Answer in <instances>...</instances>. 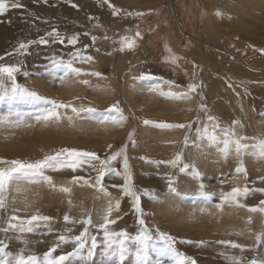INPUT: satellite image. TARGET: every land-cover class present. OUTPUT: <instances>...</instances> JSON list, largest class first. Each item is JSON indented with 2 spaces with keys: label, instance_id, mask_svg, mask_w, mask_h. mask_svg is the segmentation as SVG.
<instances>
[{
  "label": "rangeland",
  "instance_id": "rangeland-1",
  "mask_svg": "<svg viewBox=\"0 0 264 264\" xmlns=\"http://www.w3.org/2000/svg\"><path fill=\"white\" fill-rule=\"evenodd\" d=\"M144 1L48 0L45 4L43 0H7L8 10L15 11L19 17L23 18L20 19L21 25L16 27L15 24L12 25L10 19H5V13L0 14V22L11 26V31L8 32L10 34L2 36L3 40L0 41V45L5 42L9 43L0 48V56L4 57L0 60V64H15L23 60L21 71L16 74L17 83L53 100L71 104L77 109L91 107L96 111L77 114L72 111V108H58L57 111L61 118L58 121L53 118L46 122L37 121L35 118L45 107L44 104L27 106L22 101H15L11 104L7 101L0 103V159L35 162L65 148L96 151L103 158L111 151L128 143L134 183L143 198V218L147 226L152 229L154 237L157 228L170 234L176 241V249L185 253L189 258L195 259L197 264H233L232 258L238 259L239 257L237 248L229 244H221V241L238 243L242 248L237 250L250 253L243 264H248V261L253 258L257 261H264V213L249 211V208L253 206L264 207L260 205V201L264 200V193L258 191V189H264V157L260 155L258 147L264 141V77L254 76L248 80L234 78L233 74L219 67L216 63L219 58L213 54L214 49H218L217 51L234 57L230 49H221L217 46L224 42H229L232 46L237 45L240 51L245 47L256 48L260 41L264 43V14H261L259 9L257 11L249 7L254 4L252 2L249 5L246 4L248 6L246 10L229 6L221 11L213 7V4L209 5L206 0H162L149 6L142 5ZM13 3H19L22 7L13 8L11 7ZM74 4L78 7H73ZM109 4L120 9V15H112V8ZM64 5L67 7L65 11L63 10ZM245 11H247L246 14ZM124 12L134 15L125 16ZM135 13H140V15H135ZM228 13L232 17L234 14H240L246 18L250 15L251 18L247 20L230 17L227 20ZM209 14L211 15L208 18ZM214 18L218 20L215 21ZM12 27L16 28L12 29ZM52 28H56L65 38L79 33L77 45L75 47L68 45L65 39L63 45H33L29 49V55L18 56L14 53L13 50L21 41L37 39L40 35H44L46 30L51 31ZM34 29L38 33L32 36L31 30ZM212 31L214 32L211 34ZM137 32L140 33L139 36L136 35ZM233 33H238V35L234 36ZM92 36L97 37L95 46H90L82 54L93 56V61L77 62L78 65H88V68L82 69L83 72H98L104 61L109 64L114 60H122L125 63L124 70L121 72L111 70L112 64H109L102 68L100 77L70 74L64 78V69L54 67L51 58L69 59L77 48L83 49L84 45H91ZM105 36L109 39H105ZM121 37H128L129 42H134V48L118 51ZM97 48L99 52L96 51ZM169 49L172 50L171 54ZM6 53L13 54L9 56ZM173 58L176 59L175 64L172 63ZM77 63L73 66H77ZM243 65L249 68L247 64ZM203 69L211 78H220V83L225 88L227 85L236 97L235 104L232 102L228 104L226 101L225 106L230 105L237 109L240 125L234 124V121H237L235 119L226 120L223 123L225 125L218 122L220 129H215V131L221 140L225 137L221 129L229 127L238 134L237 136L246 137L241 143L247 145L248 148L239 158L234 151L227 156L222 154L220 151L222 144L209 145L206 139L199 140L202 148L197 149L190 140L192 136L197 135V128L208 125L209 131L213 130V122L207 120L208 115L213 116L212 107L203 99L205 79L202 80L203 77L201 78L200 74ZM250 69L260 72V69L251 67ZM25 72L28 73L27 76L24 75ZM137 77H151V79H138ZM82 80H87L89 83L83 84L80 82ZM191 83L198 85L197 90L195 93H189L184 99L166 95L169 92H186L187 86ZM128 96L135 97L136 102L130 101ZM216 97L219 98L216 99L217 101L222 98L220 95ZM256 99L259 106H255ZM117 101L123 109L124 116L127 117L122 125L112 123L111 118L119 119V114L108 111ZM201 104L205 105V109L201 108ZM133 111L139 116L135 117ZM106 117L108 120H105ZM232 117L236 118V114ZM145 119L154 122L191 124L192 127L191 130L187 127L161 129L154 125H144L143 120ZM201 124L204 126L201 127ZM133 129H135L134 138L137 142L135 147L127 140L128 134ZM194 130L196 134H193ZM113 131L121 132L120 136L115 141L109 142ZM185 136L189 137L187 147L183 144ZM108 144H112L113 148L108 149ZM133 148L136 149L134 153H132ZM181 150L191 152L190 156L192 155L195 159L198 156L201 157L202 160L199 161L201 165L196 164V169L202 174L199 173L201 177L199 184L195 188L193 184H190V192L187 191V196L181 195L178 190L172 193L168 189L154 187V189L157 188L160 196L143 197V189L150 182L147 178L149 173L154 175V172L160 171L163 167L165 169L163 171L169 174L167 169L173 170V168L170 165L149 164L138 157H147L150 160H170L174 159L175 154ZM187 158L184 157V161L192 165L190 159ZM140 164L144 166L141 177L137 170ZM112 166L122 168V161L118 160ZM0 167H7V165H0ZM237 167H243L246 171L236 173ZM89 173L90 169L87 166L76 171L70 168L45 169V176L53 178V182L57 185L56 189L51 188L46 181L40 178L17 180L7 192L8 211L6 213L0 211V216L7 218L10 215H19L26 219L34 214L49 215L56 221L53 228L63 231L66 227L62 221L64 214L77 219L86 218L87 214H91L92 219L95 216L93 223L98 225L102 222L101 218L109 199L115 203V199L120 198L122 203L123 201L128 202L132 213L131 223L138 232L140 225L137 222V214L131 208V198L123 197L120 189L113 188L112 183L107 182L111 175H106L103 181L104 188L115 193L114 197L111 196L107 198L108 200L98 201V198L104 195L99 188L90 187L82 182L71 183L73 175L87 178ZM91 175L94 177L95 173L92 172ZM177 177L173 175L175 181ZM118 183H122L121 178H117ZM61 186L70 187L71 195L59 191ZM220 187H226V193L234 187L248 188L249 192L234 201H222V195L217 191ZM193 192L197 196H194ZM168 195L174 197L176 206L168 207L164 204ZM68 199L72 200L71 207L67 203ZM160 203L166 208L158 214L161 219L156 216L155 220L152 206L161 205ZM97 204L99 209L95 210L98 208ZM16 209L19 211H15ZM113 226H110L111 231ZM67 227H73L74 234H79L83 228L82 225H68ZM41 232H44L43 228L36 233L29 234L32 239L30 240L33 244L31 248L33 253L46 252L58 234L54 231L51 234L44 232L42 235ZM89 234L97 238V247L93 250L95 255L89 264H110L104 254L105 242L102 230L89 226ZM8 235L14 234L10 232ZM258 235L262 242H257ZM13 241L9 250L20 246L19 242ZM186 241H191V243ZM200 241L205 243L201 245ZM153 243H156V240ZM72 250L73 245L69 243L62 245L54 255ZM68 264H81V261L78 257H71ZM124 264H135L134 257L129 256ZM149 264H175V259L174 256L152 252Z\"/></svg>",
  "mask_w": 264,
  "mask_h": 264
},
{
  "label": "snow or ice",
  "instance_id": "snow-or-ice-1",
  "mask_svg": "<svg viewBox=\"0 0 264 264\" xmlns=\"http://www.w3.org/2000/svg\"><path fill=\"white\" fill-rule=\"evenodd\" d=\"M46 4L48 0H43ZM7 0H0V14L8 10ZM73 7H78V5H72ZM13 8L22 7L19 3H13L11 5ZM112 8V15H120L121 10L116 8L115 5L109 4ZM219 14V13H218ZM125 16L134 15L133 13L124 12ZM135 15H140V13H135ZM39 19V17H36ZM91 19V17H90ZM88 35V33H85ZM137 36L140 35L139 32L136 33ZM105 39L109 37L105 36ZM67 39V44L75 47L79 40V33L73 34L65 38L56 29L52 28L51 31H45L44 35H40L37 39H28L27 41H21L13 51L18 56L29 55V49L33 45H45L50 44H60L63 45ZM92 44L84 45L83 49L77 48L75 52L70 56L69 59L65 60L63 57H52L51 62L56 68L64 69V78L71 75H92L95 77H100L102 74L97 71L91 73L83 72L80 67H74V63H84L92 62L93 56L82 54L90 46L94 47L97 37H91ZM134 42H129L128 37H121L120 48L118 51H125V49L131 50L134 48ZM99 52V49H96ZM264 52V49H260ZM169 53L172 50L169 49ZM13 53H6V55L11 56ZM110 54V53H109ZM4 57L0 56V60ZM172 63H176V59L173 58ZM23 66V60L17 61L15 64H0V103L7 101L9 104L15 101H23L31 104L43 103L45 107L41 110L35 118L37 121L44 120L49 121L55 118L57 121L61 118L60 113L57 111L58 108H72L74 113L79 114L80 112H95V108H80L77 109L71 104H65L63 102H57L56 100L49 99L40 93L25 87L17 83L16 74L21 71ZM25 76L28 75L27 72L24 73ZM195 75V74H194ZM143 79H151V77H137ZM83 84H88L89 81H80ZM186 92H169L166 93L168 96L175 98L184 99L188 97L189 93H195L198 85L191 83L188 86ZM231 87V85H230ZM155 90V89H153ZM239 95V93H237ZM201 108L205 109V105L201 104ZM110 112H116L119 114V119L116 117L111 118L112 123L123 124L127 117L123 114V109L119 105V101L111 105L108 109ZM72 119V117H69ZM105 120H108L106 117ZM207 120L213 122V130L209 131L208 125L203 128H197V141L207 140L209 145L222 144L223 147L220 151L227 156L230 152L234 151L237 158L248 148L247 145L241 143L246 137H239L237 133L231 128L221 129L225 133L223 140L216 134L215 129H220V124L216 122V117L212 115L207 116ZM199 122V118H197ZM144 125H154L161 129H183L187 127L191 130L192 125L188 124H173L166 122H154L152 120H143ZM234 124L240 125V122L234 121ZM135 129L132 130L127 136V140L131 143L133 147L136 146L137 142L135 140ZM235 137V138H233ZM174 143V142H173ZM189 137L185 136L183 144L185 147L188 146ZM193 146L197 149H201L202 145L193 141ZM108 149H112L113 145L108 144ZM260 148V155L264 157V141L258 145ZM129 144L125 143L122 147L111 151L109 154L105 155L103 158L98 155L96 151H84L77 150L75 148H65L56 152L54 155L45 156L41 160L35 162H24L21 160H3L0 159V165H7V167H0V211H8V197L7 192L11 185H13L17 180L22 178H40L47 182V184L56 189L57 185L53 182L51 176H45V169H63L70 168L73 171L83 169L87 166L90 169V173L87 176L73 175L71 177L72 184L83 183L89 185L93 188H99L105 196L111 197L112 194L107 192L104 188L103 181L106 175H113L117 178L122 179V183H113V188H118L125 198H131V208L137 214V222L140 225V230L131 235L126 229H121L119 231H111L110 226L115 225L122 217L119 215L122 206V200L120 198L115 199V203L109 199L107 203V208L102 216V222L98 225L93 223L91 214H87L86 218L77 219L69 214H64L62 216V221L65 224V229L60 231L59 229H54L53 224L55 218L49 215L34 214L28 218H22L19 215H10L7 218L0 216V222L5 226L0 227V233L3 234V238H0V264H66L71 257H78L81 264H89L95 255L94 249L97 247V238L94 235L89 234V226L98 227L103 232L104 242H105V256L107 257L110 264H124L125 260L132 256L134 257L135 264H149L151 253L156 252L159 255L171 254L174 256L175 264H197L195 259L189 258L185 253L178 251L175 247L176 241L174 237L170 234L160 231L158 228L156 231V236L152 234V229L147 226L146 220L143 218L144 208H143V198L138 191L134 183V174L132 166L130 164L129 155ZM138 159L144 160L149 164H154L157 166L170 165L173 169H178L180 173H185L188 170H193L194 174L199 175V170L195 168L194 165L184 161L183 152H178L175 154L174 159L170 160H150L147 157H138ZM122 161V168H117L112 166L114 162ZM246 169L243 167H237L235 169L236 173H243ZM94 172L93 177L91 173ZM176 183L173 178L172 173L168 174V190L169 192L175 193L177 189L174 187ZM202 187V186H201ZM59 191L71 195L72 189L70 187L61 186ZM258 191L264 193V189H258ZM249 192L248 188L241 189L239 187H234L230 192L222 194V201L236 200L241 195H246ZM202 195L205 193H201ZM151 190L149 188L143 189V197L151 196ZM68 205L72 206V200L68 199ZM260 205H264V200L260 201ZM15 211H19L16 209ZM249 211L264 213V207H250ZM113 213H116L115 218H112ZM68 225L76 226L82 225V231L79 234L73 233V227H67ZM41 228L44 232L51 234L54 231L58 234L56 239L52 243L51 247L44 252L42 255L36 253H30L29 245L31 241L28 239L29 234L36 233ZM14 235L10 236L9 233ZM44 232H41L43 235ZM12 240L19 242L22 247L17 252H12L9 250V246ZM89 240L91 243L89 244ZM154 240L158 242H163L162 246H157L153 243ZM257 242H262L261 237L258 235L256 237ZM191 243V241H186ZM71 243L73 245V250L66 253H61L54 255L62 245H67ZM201 245L205 242L200 241ZM221 244H229L233 248H242L238 243H233L231 241H221ZM86 251V254H85ZM233 264H243L242 260L233 258ZM248 264H264V261H257L253 259L248 261Z\"/></svg>",
  "mask_w": 264,
  "mask_h": 264
},
{
  "label": "bare ground",
  "instance_id": "bare-ground-1",
  "mask_svg": "<svg viewBox=\"0 0 264 264\" xmlns=\"http://www.w3.org/2000/svg\"><path fill=\"white\" fill-rule=\"evenodd\" d=\"M24 1H28V0H24ZM53 1V0H52ZM160 1H162V0H145L144 1V3L142 4V5H145V6H149V5H155V4H157V3H159ZM81 2V1H80ZM206 2H208L209 3V5H212L213 4V7H215L217 10H224V9H227L229 6H231V7H237V8H245V10H246V8L248 7V6H246V4L248 3V5H249V3L251 4V2L252 3H254V4H251L252 6H249V7H251V8H255V9H257V11H258V9H259V12L261 13V14H264V0H206ZM258 7V8H257ZM251 8H250V10H251ZM61 9H62V7H61ZM67 9V7L64 5L63 6V10L65 11ZM214 9V8H213ZM212 9V10H213ZM247 10H249V9H247ZM67 11H69V10H67ZM80 11V10H79ZM252 11V10H251ZM23 12V11H22ZM249 12V11H248ZM5 13V19L7 20V19H10L11 20V22H12V25L13 24H15V26L17 27V26H20L21 25V23H22V21L20 20L21 18H23V17H19V15H18V13H16L15 11H12V10H7L6 12H4ZM247 13V11H245V14ZM250 13V12H249ZM211 14H212V12H211ZM211 14H209V16H208V18L210 17V15ZM213 14H214V12H213ZM226 14V13H225ZM225 14H224V16H225ZM231 15V14H230ZM229 15V13L227 14V16H228V18H227V20L230 18V17H232V16H230ZM226 16V17H227ZM233 17L234 18H239V19H245L246 17L244 16V15H240V14H234L233 15ZM232 17V18H233ZM207 18V19H208ZM250 15H249V17H247L246 19L248 20H250ZM220 19H222V18H220ZM212 20V19H211ZM210 20V21H211ZM213 20H215V21H217L218 20V18H214ZM4 21V20H3ZM23 23H25L24 21H23ZM210 23V22H209ZM259 23V22H258ZM207 24H208V22H207ZM225 24H227V23H225ZM10 25V24H9ZM212 25V24H211ZM214 26V25H213ZM16 27H12V29L13 28H16ZM207 27V26H206ZM204 28H205V26H204ZM0 29L2 30V33L0 34V41H2L3 39V37L2 36H6V35H8V34H10V33H8V32H10L11 31V26H7V25H4V22H0ZM209 29V28H208ZM207 29V30H208ZM206 30V31H207ZM241 30V29H240ZM239 30V31H240ZM218 31V30H217ZM208 32V31H207ZM214 31H212L211 32V34L213 33ZM31 35L33 36V34L35 33V35H37V33H38V31L36 30V29H34V30H31ZM216 33V32H215ZM214 33V34H215ZM219 33V32H218ZM233 35L234 36H237L238 35V33H233ZM207 36V35H206ZM36 37H38V36H36ZM218 40V39H217ZM224 42V41H223ZM251 42V41H250ZM3 45H9V43H4ZM3 45H0V48H1V46H3ZM217 46L219 47V48H221V49H224V48H227V49H230V51H231V54H232V56H234V57H231V56H227V55H225V54H223V52L221 53L220 51H217V50H215L214 49V55H215V57L217 56V58H219L217 61H216V63L219 65V67L222 69V70H225L227 73H230V74H233V76H234V78H237V79H250L251 77H254V76H256V77H258V76H261V78L262 77H264V52H261L260 51V49H264V43H261V41L260 42H258V45L256 46V48H249V47H245V49L244 50H242L241 49V51H240V49L238 50V47H236L235 45L234 46H232L229 42H224V43H222V44H217ZM216 46V48H218ZM243 47V46H242ZM208 50V49H207ZM206 50V51H207ZM226 52H228V51H226ZM209 56V55H208ZM237 59H236V58ZM216 58V59H217ZM39 62V61H38ZM103 62V61H102ZM199 63V62H198ZM247 64V66L249 67V68H246L243 64ZM112 67L110 68L111 70H116L117 72H121L122 70H124V68H125V63L122 61V60H114V61H110V63H109ZM109 64H107L105 61H104V63H103V65L102 66H100V69H98L99 71L98 72H100L101 70H102V68L105 66H107V65H109ZM127 64H129V63H127ZM126 64V65H127ZM216 64V65H217ZM77 66H75V67H80L81 69H83V68H85V67H87L88 68V65H78V63L76 64ZM140 65V64H139ZM138 65V66H139ZM90 66V65H89ZM132 66V65H131ZM109 67V66H108ZM250 67L251 68H255V69H260V72H256V71H253L252 69H250ZM220 69V70H221ZM127 70V69H126ZM206 70H202V72L200 73L201 74V78H202V80H204L203 82H204V84H203V86H204V97H203V99L204 100H206L207 102H209V104H210V106L212 107L211 109V111H212V114H213V116L215 115V117H216V120H217V122H219L220 124H223V123H225L226 122V120L228 121V120H232V119H235V120H238V114H237V112H236V108H232L233 106H225V102L227 101V103L229 104V103H233V104H235V102L237 101V100H235V96H233V92L230 90V88L226 85V88H229V89H226L221 83H220V81H221V79L220 78H218V77H216V78H211L206 72H205ZM258 71V70H257ZM211 74V73H210ZM214 76V75H213ZM231 77H232V75H231ZM260 78V79H261ZM254 80V79H253ZM257 80V79H256ZM258 80H259V78H258ZM260 81V80H259ZM200 82H201V80H200ZM248 82V81H247ZM255 82V81H254ZM251 84V83H250ZM254 84V83H253ZM256 84V83H255ZM243 85H244V83H243ZM201 86V85H200ZM199 86V87H200ZM247 87H248V85H247ZM250 87H251V85H250ZM258 87V86H257ZM254 88H256V87H254ZM128 89V88H127ZM251 89V88H250ZM222 96V98L220 99V100H216L218 97H216V96ZM44 96V95H43ZM131 96V95H130ZM45 97H47V96H45ZM129 97V96H128ZM47 98H49V97H47ZM127 98V97H126ZM49 99H51V98H49ZM219 99V98H218ZM260 99V98H259ZM53 100V99H52ZM129 100L131 101L132 100V102L134 103V102H136V98L135 97H129ZM23 102V101H22ZM57 102H63V101H57ZM67 102V101H66ZM64 103V102H63ZM68 103V102H67ZM252 103V102H251ZM262 103V102H261ZM25 104L27 105V106H33V105H30L31 103H27V102H25ZM41 105V104H43V103H38V105ZM256 105L255 106H259L260 104L257 102V99H256V103H255ZM259 104V105H258ZM78 106V105H77ZM80 106H82V107H84L83 105H80ZM80 109V108H79ZM64 110V109H63ZM236 114V118H234V117H232L233 115H235ZM133 115L136 117H138L139 116V114L137 113V112H135V111H133ZM249 116V115H248ZM185 118V117H184ZM65 119V118H64ZM169 119H171V118H169ZM167 121V120H166ZM206 122V121H205ZM231 122V121H230ZM167 123V122H166ZM199 124V123H198ZM194 125V124H193ZM223 125H225V124H223ZM70 126V125H69ZM204 126V124H201V127H203ZM237 128H239V127H237ZM53 129V128H52ZM67 129V128H66ZM68 130V129H67ZM122 131V130H121ZM53 132V131H52ZM64 132V131H63ZM121 133V132H120ZM120 133H119V131H113V132H111V137L109 138V142H113V141H115L116 139H118L119 138V136H120ZM192 133V132H191ZM47 134V133H46ZM52 134V133H51ZM193 134H196V132H195V130H194V132H193ZM53 135V134H52ZM238 135V134H237ZM191 141H195L196 143H199L200 144V141H197V135H194V136H192V138L190 139ZM202 144V143H201ZM27 145V144H26ZM36 146H34V148H35ZM29 150H31V149H29ZM34 150V149H33ZM38 150V149H37ZM33 152H35V151H33ZM134 152H136V149L135 148H133L132 149V153H134ZM181 152H186V154H184L185 156L184 157H188L189 159H190V162L192 163V165H194L195 166V168H196V164L197 165H201V157L200 156H198L197 157V159H195V158H193V156L191 155L190 156V154H191V152L189 153V151H184V150H181ZM223 154V153H222ZM187 155V156H186ZM187 158V159H188ZM219 158V157H218ZM221 158V157H220ZM219 158V159H220ZM200 161V162H199ZM204 161V160H203ZM203 164V163H202ZM138 167H140V168H138L137 170H138V173H139V176L141 177L142 175H143V171H142V169H143V167L144 166H141V164L138 166ZM166 167V166H165ZM205 167V166H204ZM167 168V167H166ZM198 168V167H197ZM163 170H165V169H163V167L161 168V170L160 171H156V172H154V175L152 174V175H150V173L147 175V178H149V180H150V182L149 183H147V187L146 188H149L150 189V187H153V189H150L151 190V193H152V195L151 196H149V197H146V198H150V197H154V196H157V195H159L160 196V193H159V191L157 190V188H155L154 189V187H158V188H162V189H164V190H167L168 189V172L167 173H165ZM167 171H169L170 173H172L174 176H178L177 177V180H176V186H175V188L180 192V194L181 195H184V196H187L188 195V192H190L189 191V186H190V184L192 185L193 184V186H194V188L199 184V182H200V180H201V177H200V175H196V174H194V171L193 170H188V171H186L185 173H180L179 172V170L177 171V169H173V170H168L167 169ZM145 172V171H144ZM153 172V171H152ZM141 173V174H140ZM200 173V172H199ZM201 174V173H200ZM202 175V174H201ZM149 176V177H148ZM150 176H152V178H150ZM138 179V178H137ZM142 180V179H141ZM110 182V183H117V178L115 177V176H113V175H111V176H109L108 177V179H107V182ZM191 181H193V183L191 182ZM150 186V187H149ZM226 188V187H225ZM225 188L224 187H220V188H217V191L222 195V194H226V190H225ZM196 190V189H195ZM188 191V192H187ZM107 192H110L111 194H112V196L115 194H113V192L111 191V190H108L107 189ZM102 194H103V192H102ZM193 194H194V196H197V195H195V193L193 192ZM96 196V195H95ZM98 196V195H97ZM114 197V196H113ZM244 197V196H243ZM92 198V197H91ZM94 198V197H93ZM92 198V199H93ZM96 198V197H95ZM107 198H110V197H108V196H105V195H102V196H100L99 198H98V201L100 200V199H102V200H106ZM108 200V199H107ZM159 204V203H158ZM161 205H154V206H152V210H153V212L155 213V216H154V219L156 220L157 219V217H158V214H159V212L162 210V209H165L166 208V206L165 205H167L168 207H170V206H172V205H174V206H176L175 204H176V201L174 200V197L172 196V195H168L166 198H165V202H164V204H162V203H160ZM180 204V203H179ZM179 204H178V206H179ZM98 205V204H97ZM101 205V204H100ZM181 205V204H180ZM176 208V207H175ZM97 209H99V205H98V208H95V210H97ZM171 209V208H170ZM96 212V211H95ZM167 212V211H166ZM165 212V213H166ZM6 213V212H5ZM94 213V212H93ZM131 209L129 208V206H128V202L127 201H123V203H122V206H121V211H120V213H119V215L122 217V219H120L111 229H112V231H119V230H121V229H126L131 235H133V234H136L137 232H136V230H135V227L132 225V223H131ZM157 214V215H156ZM164 214V213H163ZM1 215H3V214H1ZM94 215H95V213H94ZM102 216V215H101ZM115 216H116V213H113V216H112V218H115ZM157 216V217H156ZM4 217V216H3ZM94 219L93 220H95V216L93 217ZM158 218H160V217H158ZM161 219V218H160ZM159 224H160V222H158ZM157 223V224H158ZM170 223V222H169ZM155 225V224H154ZM3 226H5L3 223H0V227H3ZM155 236H156V234H155ZM0 238H3V234L2 233H0ZM28 239L30 240L31 239V237H29L28 236ZM32 240V239H31ZM30 240V241H31ZM179 241V240H178ZM13 243H14V241L12 240L11 241V243L10 244H12L13 245ZM162 243L163 242H158L157 240H156V244H157V246L159 247V246H162ZM20 244V243H19ZM32 246H33V244H32V242L30 243V245L28 246L29 247V249H30V253H28V254H31V253H33V250H31V248H32ZM12 247V246H11ZM22 247V245L20 244V246H19V248H16V249H10V251H12V252H17V251H19V249ZM237 249H239V248H237ZM236 249V251H237V253L239 254V257H238V259H240V260H242V261H246L247 259H248V254H250V253H246L245 251H243V250H237ZM260 249V248H259ZM233 250V249H232ZM241 252H245V253H241ZM259 252H261V251H259ZM36 254H40V255H42L43 254V252L42 253H36ZM168 256H173V255H171V254H167ZM235 255V257H237L236 256V254H234ZM259 258H263V257H259ZM233 259V258H232ZM254 259V258H253ZM69 262V261H68ZM68 262L66 263V264H68Z\"/></svg>",
  "mask_w": 264,
  "mask_h": 264
}]
</instances>
